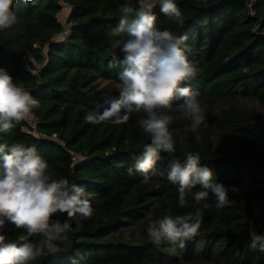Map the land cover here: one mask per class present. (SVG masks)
Here are the masks:
<instances>
[{
	"label": "trees",
	"instance_id": "trees-1",
	"mask_svg": "<svg viewBox=\"0 0 264 264\" xmlns=\"http://www.w3.org/2000/svg\"><path fill=\"white\" fill-rule=\"evenodd\" d=\"M125 2L41 0L43 6L34 7L16 0L19 23L0 29V67L40 102L33 110L35 128L24 132L21 122L0 133V144L35 147L51 175L85 188L94 210L87 220L77 215L69 221L60 253L34 264H264V252L250 246V233L264 234V0H176L183 25L160 6L153 9L157 28L187 36L181 48L197 75L184 86L200 93L206 123L193 132L178 110L180 101L164 110L172 117L176 151L160 154L148 183L134 169L151 142L139 124L143 113L120 125L84 119L119 95L121 69L109 66L110 44L120 38L111 30ZM63 5L71 31L57 39ZM189 152L200 155L201 166L212 169L213 182L228 188L234 203L205 210L199 235L173 251L167 243L150 242L146 229L150 220L198 207L191 193L180 207L177 186L166 179L171 160L183 162ZM54 219L64 222L66 216ZM0 234L17 242L25 235L8 221Z\"/></svg>",
	"mask_w": 264,
	"mask_h": 264
},
{
	"label": "clouds",
	"instance_id": "clouds-1",
	"mask_svg": "<svg viewBox=\"0 0 264 264\" xmlns=\"http://www.w3.org/2000/svg\"><path fill=\"white\" fill-rule=\"evenodd\" d=\"M22 2L43 6L41 0ZM15 3L16 0H0V29H12L19 23L13 10ZM137 4L133 7L131 0H126L118 9L121 15L117 27L111 30L113 36L120 34L110 44L109 61L110 67L121 69L119 95L106 101L108 106L102 110L88 111L84 119L93 125H120L128 122L133 113H143L139 124L151 142L144 145L134 169L142 175L143 183H148L160 154L176 151L169 129L172 117L164 110H172L174 102L180 101L178 110L190 121L193 132L206 123V117L200 93L184 86L197 75V68L181 48L187 36H176L156 26V6L163 15L183 25L176 0H137ZM39 107V100L24 84L14 81L0 67V133L11 131L21 122H31L33 110ZM200 162L198 153L189 152L183 162L173 159L169 163L166 179L177 186L180 207L186 206L190 193L198 207L187 214H165L150 220L146 231L154 245L167 243L173 251L185 248L187 241L199 235L205 210L223 209L234 203L229 199V189L213 182L212 169ZM128 173L131 175L133 168ZM197 186L199 190L193 192ZM232 191L238 189L233 187ZM210 196L213 203L208 202ZM93 211L85 188L70 183L66 177L51 175L48 162L35 147L17 144L9 148L0 144V229L8 221L25 234L19 242L0 234V264H34L41 257L60 253L61 244L69 240V221L77 215L87 220ZM57 214L65 215L66 220L54 219ZM35 237L38 239L33 241ZM250 237V246L264 252V234L252 232Z\"/></svg>",
	"mask_w": 264,
	"mask_h": 264
},
{
	"label": "built area",
	"instance_id": "built-area-1",
	"mask_svg": "<svg viewBox=\"0 0 264 264\" xmlns=\"http://www.w3.org/2000/svg\"><path fill=\"white\" fill-rule=\"evenodd\" d=\"M56 17L60 21V13H58ZM61 24H62V31L56 37L57 39H64L65 37H67L70 34V31H71V26L67 23V21H65L64 23H61ZM28 61H29V59L26 58L25 59L26 68L28 66ZM36 124H37V120L35 118H33L31 122L26 121V125L23 127L22 130L24 132H29V130L35 128ZM76 159H77L76 157L72 158L73 161H75Z\"/></svg>",
	"mask_w": 264,
	"mask_h": 264
},
{
	"label": "rangeland",
	"instance_id": "rangeland-1",
	"mask_svg": "<svg viewBox=\"0 0 264 264\" xmlns=\"http://www.w3.org/2000/svg\"><path fill=\"white\" fill-rule=\"evenodd\" d=\"M69 8L65 5H63L62 10L60 11V22L64 23L66 21V18L68 16Z\"/></svg>",
	"mask_w": 264,
	"mask_h": 264
}]
</instances>
